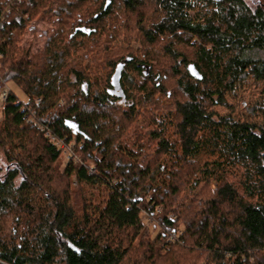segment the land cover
<instances>
[{
    "label": "trees",
    "instance_id": "16d2710c",
    "mask_svg": "<svg viewBox=\"0 0 264 264\" xmlns=\"http://www.w3.org/2000/svg\"><path fill=\"white\" fill-rule=\"evenodd\" d=\"M248 81L264 0H0V264H264Z\"/></svg>",
    "mask_w": 264,
    "mask_h": 264
},
{
    "label": "rangeland",
    "instance_id": "374dc122",
    "mask_svg": "<svg viewBox=\"0 0 264 264\" xmlns=\"http://www.w3.org/2000/svg\"><path fill=\"white\" fill-rule=\"evenodd\" d=\"M252 3H258L261 0H249ZM9 88L16 90V88H14V86H12V84H8ZM264 92V83L261 84H254V82L252 81H248L245 84L241 85L240 88L237 90L236 96L234 98H230L228 99V103L231 106H238V110L236 112V114L234 115V118H242V117H246L247 113H246V108L250 105V104H258L261 105L262 104V93ZM16 94L18 96H22L19 92H16ZM22 101H24V98H20ZM245 103V104H244ZM244 104V105H243ZM219 113L221 115H228L229 112L227 110H223V109H219L218 110ZM21 109L19 108L18 105H12L8 107V111L7 113L9 115H13V117L18 120L21 116L20 114ZM63 161L65 163L68 162V150H65L64 156H63ZM4 226H6V223H4ZM1 228V226H0ZM1 231V230H0Z\"/></svg>",
    "mask_w": 264,
    "mask_h": 264
},
{
    "label": "bare ground",
    "instance_id": "6f19581e",
    "mask_svg": "<svg viewBox=\"0 0 264 264\" xmlns=\"http://www.w3.org/2000/svg\"><path fill=\"white\" fill-rule=\"evenodd\" d=\"M6 90H8L9 96H10V98L13 99V101H12V102H9V103L6 104V105L0 104V108H3V109L7 112L9 106H12V105H18L19 108L21 109V112H20L21 116H20V118H19L18 120H16V119H15V120H16V121H19V120L23 117V114H22V107H21V106H22V105H21V102L15 98V96L12 94V92H11L9 86H5V88L3 89V91L1 92V94H2L3 92H5ZM1 94H0V96H1ZM12 116H13V115H12Z\"/></svg>",
    "mask_w": 264,
    "mask_h": 264
},
{
    "label": "built area",
    "instance_id": "2783aa9c",
    "mask_svg": "<svg viewBox=\"0 0 264 264\" xmlns=\"http://www.w3.org/2000/svg\"><path fill=\"white\" fill-rule=\"evenodd\" d=\"M13 99L10 98L8 90H6L5 92H3L0 96V104L6 105L9 102H12Z\"/></svg>",
    "mask_w": 264,
    "mask_h": 264
}]
</instances>
